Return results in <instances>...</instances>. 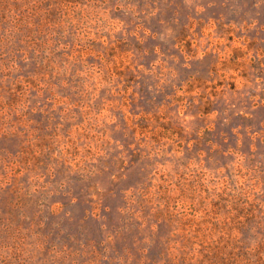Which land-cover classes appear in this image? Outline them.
Listing matches in <instances>:
<instances>
[{
  "label": "rangeland",
  "instance_id": "rangeland-1",
  "mask_svg": "<svg viewBox=\"0 0 264 264\" xmlns=\"http://www.w3.org/2000/svg\"><path fill=\"white\" fill-rule=\"evenodd\" d=\"M0 264H264V0H0Z\"/></svg>",
  "mask_w": 264,
  "mask_h": 264
},
{
  "label": "trees",
  "instance_id": "trees-1",
  "mask_svg": "<svg viewBox=\"0 0 264 264\" xmlns=\"http://www.w3.org/2000/svg\"><path fill=\"white\" fill-rule=\"evenodd\" d=\"M182 40H184V39H181V40H180V43H181ZM183 45H184L185 47H187V43H185V44L183 43Z\"/></svg>",
  "mask_w": 264,
  "mask_h": 264
}]
</instances>
